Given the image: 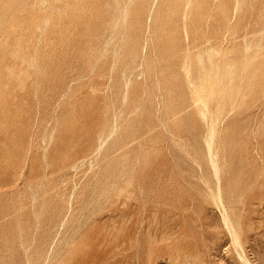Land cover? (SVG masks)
I'll return each mask as SVG.
<instances>
[{
    "label": "rangeland",
    "instance_id": "obj_1",
    "mask_svg": "<svg viewBox=\"0 0 264 264\" xmlns=\"http://www.w3.org/2000/svg\"><path fill=\"white\" fill-rule=\"evenodd\" d=\"M171 2L0 0V264H264V0Z\"/></svg>",
    "mask_w": 264,
    "mask_h": 264
},
{
    "label": "bare ground",
    "instance_id": "obj_2",
    "mask_svg": "<svg viewBox=\"0 0 264 264\" xmlns=\"http://www.w3.org/2000/svg\"><path fill=\"white\" fill-rule=\"evenodd\" d=\"M144 1H145V0H144ZM165 1H166V0H165ZM175 1H177V0H175ZM181 1H182V0H181ZM186 1H187V0H186ZM189 1H190V0H189ZM193 1H194V2H193ZM198 1H199V0H198ZM200 1H202V0H200ZM138 2H139V1H138ZM141 2H142V1H141ZM191 2H193L194 5H197V4H195V3H197L196 0H191ZM235 2H236V1H235ZM9 3H10V2H9ZM139 3H140V2H139ZM143 3H144V2H143ZM168 3H170V1H169ZM168 3H167V4H168ZM172 3L175 4V2H173V0H172V2H171V6H172ZM184 3H185V5H186L187 2H184ZM198 3H199V2H198ZM201 3H202V2H201ZM10 4H13V3H10ZM179 4H180V3H179ZM181 4H183V3H181ZM5 5H6V4H5ZM139 5H141V4H139ZM152 5H153V4H152ZM168 5H169V4H168ZM175 5H176V4H175ZM177 5H178V3H177ZM142 6H143V5H142ZM178 6H180V5H178ZM188 6L190 7V5H188ZM233 6L236 7V3H235V5H233ZM10 7H11V6H10ZM173 7H174V6H173ZM180 7H182V6H180ZM192 7H196V6H192ZM4 8H5V7H4ZM136 8H138V7H136ZM145 8H146V7H145ZM151 8H153V7H151ZM177 8H178V7H177ZM183 8H184V6H183ZM198 8H199V7H198ZM179 9H180V8H179ZM189 9H190V8H189ZM202 9H203V8H202ZM220 9H221V8H220ZM9 10H10V8H9ZM135 10H136V9H135ZM148 10H149V9H148ZM150 10H151V9H150ZM170 10H171V12H172V9H170ZM182 10H183V9H182ZM234 10H235V9H234ZM234 10H233V11H234ZM4 11H5V10H4ZM7 11H8V9H7ZM141 11H142V9H141ZM154 11H155V10H154ZM173 11H174V10H173ZM177 11H178V10H177ZM180 11H181V10H180ZM183 11H184V10H183ZM197 11H198V10H197ZM5 12H6V11H5ZM5 12H4V14H5ZM147 12H148V11H146V13H147ZM151 12H152V11H151ZM155 12H157V11H155ZM155 12H154V13H155ZM192 12H193V11H192ZM200 12H202V11H200ZM210 12H211V11H210ZM220 12H222V11L220 10ZM262 12H263V11H262ZM6 13H7V12H6ZM133 13H134V12H133ZM144 13H145V12H144ZM148 13H149V12H148ZM176 13H177V12H176ZM183 13H184V12H182V15H181L182 17H183ZM222 13H223V12H222ZM222 13H221V14H222ZM10 14H11V13H10ZM200 14H202V13H200ZM204 14H205V12H204ZM234 14H235V13H233V15H234ZM142 15H143V14H142ZM151 15H152V13H151ZM157 15H158V14H157ZM184 15H186V14L184 13ZM188 15H189V14H188ZM188 15H186L187 18H188ZM222 15H223V14H222ZM224 15H225V14H224ZM143 16H144V15H143ZM205 16H206V15H205ZM134 17H135V16H134ZM202 17H203V16H202ZM232 17H233V16H232ZM258 17H259V16H258ZM124 19H125V18H124ZM138 19H139V18H138ZM138 19H137V20H138ZM221 19H222V18H221ZM181 20H182V19H181ZM186 20H187V19H186ZM140 21H141V20H140ZM140 21H139V22H140ZM183 21H184V20H183ZM183 21H182V23L185 25V23H184ZM190 21H191V20H190ZM30 22H31V21H30ZM173 22H174V21H173ZM197 22H198V21H197ZM175 23H176V22H175ZM178 23H179V22H178ZM208 23H209V22H208ZM222 23H223V22H222ZM250 23H251V22H250ZM139 24H141V23H139ZM158 24H159V23H158ZM158 24H157V25H158ZM198 24H199V23H198ZM244 24H245V23H244ZM129 25H130V22H129ZM131 25H132V24H131ZM143 25H144V24H143ZM159 25H160V24H159ZM141 26H142V24H141ZM253 26H254V25H253ZM128 27H129V26H128ZM174 27H175V26H174ZM184 27H185V26H184ZM251 27H252V26H251ZM182 28H183V27H182ZM182 28H181V29H182ZM193 28H194V27H193ZM202 28H203V27H202ZM150 29H151V28H150ZM179 29H180V28H179ZM181 29H180V30H181ZM259 29L261 30V28H259ZM135 30H136V29H135ZM140 30H141V29H140ZM146 30H147V29H146ZM183 30H185V29H183ZM194 30H195V29H194ZM200 30H201V29H200ZM222 30H224V29L221 28V31H222ZM253 30H254V28H253ZM257 30H258V28H257ZM128 31H129V30H128ZM128 31H127V32H128ZM150 31H151V30H150ZM171 31H172V30H171ZM262 31H263V30H262ZM133 32H134V31H132V33H133ZM136 32H137V31H136ZM200 32H201V31H200ZM200 32H199V33H200ZM202 32H203V31H202ZM222 32H224V31H222ZM125 33H126V32H125ZM128 33H129V32H128ZM145 33H146V32H145ZM170 33H171V32H170ZM174 33H175V32H174ZM184 33H185V32H184ZM148 34H149V32H148ZM148 34H147V35H148ZM185 34H186V33H185ZM200 34H201V33H200ZM210 34H211V33H210ZM222 34H223V33H222ZM132 35L134 36L135 34H132ZM150 35H151V34H150ZM183 35H184V34H183ZM183 35H182V36H183ZM203 35H204V34H203ZM126 36H129V35H126ZM145 36H146V35H145ZM186 36H188V35H186ZM195 36H196V35H195ZM205 36H206V34H205ZM217 36H218V34H217ZM137 37H138V36H137ZM197 37H198V35H197ZM223 37H224V36H223ZM138 38H140V37H138ZM147 38H148V37H146V39H147ZM129 39H130V38H129ZM136 39H137V38H136ZM136 39H135V40H136ZM146 39H144V40L146 41ZM178 39H179V38H178ZM223 39L225 40V37H224ZM131 40H133V39H131ZM202 40H203V39H202ZM217 40H218V39H217ZM217 40H216V41H217ZM140 41H141V40H140ZM129 42H130V40H129ZM129 42H128V43H129ZM147 42H148V41H147ZM194 42H195V41H194ZM198 42H199V41H198ZM222 42H223V41H222ZM223 45H224V44H223ZM137 46H138V45H137ZM137 46H136V48H137ZM138 47H139V46H138ZM231 47H232V46H231ZM231 47H230V48H231ZM221 48H222V47H221ZM221 48H220V49H221ZM140 49H141V48H140ZM233 49H234V48H233ZM133 50H134V49H133ZM159 50H160V49H159ZM225 50H226V49H225ZM240 50H241V49H240ZM160 51H161V50H160ZM229 52H230V51H229ZM213 53H214V52H213ZM213 53H212V55H213ZM216 54H217V51H216ZM157 55H158V54H157ZM219 55H220V54H219ZM158 56H159V55H158ZM215 56H216V55H215ZM150 58H151V57H150ZM231 58H232V56H231ZM211 60H212V58H211ZM223 60H224V59H223ZM228 60H229V59H228ZM186 61H187V60H186ZM192 61L194 62V59H193ZM214 61H215V60H214ZM221 61H222V60H221ZM238 61H239V60H238ZM151 62H152V61H151ZM153 62H154V60H153ZM259 62H260V61H259ZM188 64H189V63H188ZM185 65H186V63H185ZM190 65H191V64H190ZM212 65H213V63H212ZM259 65H260V63H259ZM151 66H152V65H151ZM188 66H189V65H188ZM255 66H256V65H255ZM186 67H187V66H186ZM261 67H262V65H261ZM153 68H154V66H153ZM210 68H211V67H210ZM257 68H258V67H257ZM160 69H161V68H160ZM154 70H155V69H154ZM187 70L189 71V74H190V70H189V69H187ZM188 71H187V72H188ZM246 71H247V70H246ZM248 72H249V71H248ZM256 72H257V70H256ZM259 73H260V72H259ZM259 73H258V74H259ZM189 74H188V75H189ZM185 75H187V73H186ZM246 75H247V74H246ZM246 75H245V76H246ZM261 75H262V72H261ZM259 76H260V75H259ZM186 77H187V76H186ZM215 78H217V77H215ZM234 78H235V77H234ZM188 79H191V77L188 78ZM188 79H187V80H188ZM202 79H203V78H202ZM204 79H205V77H204ZM212 79H213V78H212ZM206 80H207V79H206ZM208 80H210V79H208ZM188 81H189V80H188ZM208 82H209V81H207V84H208ZM213 82H214V81H213ZM236 82H238V81H236ZM189 83H190V82H189ZM191 83H193V82H191ZM209 83H211V81H210ZM215 84H217V83H215ZM232 84H233V83H232ZM205 86H206V85H205ZM213 86H214V85H213ZM217 86H218V84H217ZM233 87H234V85H233ZM192 88H193V87H192ZM192 88H191V90H192ZM204 88H205V87H204ZM206 88H207V87H206ZM194 89H196V88H194ZM213 89H214V88H213ZM219 89H221V88H219ZM256 89H257V88H256ZM168 90H169V89H168ZM215 90H216V89H215ZM215 90H214V93H215ZM231 90H232V89H231ZM233 90H234V88H233ZM192 91H193V90H192ZM194 91L196 92V90H194ZM194 91H193V92H194ZM201 91H202V89H201ZM201 91L199 90V92H201ZM197 92H198V91H197ZM199 92H198V93H199ZM202 92H204V90H203ZM205 92H207V90H206ZM230 92H231V91H230ZM191 93H192V92H191ZM207 93H208V92H207ZM233 93H234V92H233ZM246 93H247V92H246ZM194 94H195V93H194ZM203 94H206V93H203ZM212 94H213V90H212ZM212 94H211V95H212ZM213 95H214V94H213ZM150 96H151V95H150ZM257 96H258V95H257ZM194 97H195V95H194ZM205 97H206V96H205ZM209 97H210V96H209ZM209 97H208V98H209ZM195 98H196V97H195ZM253 98H254V96H253ZM145 99H146V98H145ZM212 99H213V98H212ZM260 99H261V98H260ZM194 100H196V99H194ZM143 102H144V101H143ZM197 102H198V101H197ZM197 102H196V103H197ZM199 102H200V101H199ZM207 102H208V101H207ZM252 102H255V101H252ZM140 104H141V103H140ZM207 104H208V103H207ZM196 105H197V104H196ZM200 105H201V103H200ZM208 106H209V104H208ZM216 106H217V105H216ZM198 108H199V107H198ZM205 108H206V107H205ZM247 108H248V107H247ZM214 109H215V108H214ZM216 109H217V107H216ZM257 109H258V108H257ZM217 110H218V109H217ZM210 111H211V110H210ZM212 111H213V110H212ZM208 112H209V110H208ZM216 112H217V111H216ZM199 113H200V111H199ZM209 113H210V112H209ZM209 113H208V114H209ZM214 113H215V112H214ZM217 113H218V112H217ZM217 113H215V114H217ZM212 114H213V112H212ZM208 116H209V115H207V117H208ZM211 116H212V115H211ZM211 116H210V117H211ZM213 116H215V115H213ZM213 118H214V117H212V119H213ZM212 119H211V120H212ZM257 120H258V119H257ZM212 122H213V121H212ZM216 122L218 123L217 120H216ZM210 123H211V122H210ZM127 125H128V124H127ZM214 125H216V123H215ZM209 126H210V124H209ZM214 127H215V126H214ZM138 129H139V128H138ZM208 129H209V128H208ZM214 129H215V128H214ZM209 130H210V129H209ZM230 130H231V129H230ZM210 131H211V130H210ZM215 131H216V130H215ZM257 131H258V128H257ZM211 132H212V131H211ZM211 132H210V133H211ZM210 133L208 132V134H210ZM259 134H260V133H259ZM107 135H108V134H107ZM214 135H215V133H214ZM228 135H229V134H228ZM257 135H258V134H257ZM125 136H126V135H125ZM224 136H225V135H224ZM107 137H108V136H107ZM206 137H207V136H206ZM209 137H210V136H209ZM213 137H214V136H213ZM232 138H234V137H232ZM255 138H256V137H255ZM261 138H262V137H261ZM104 140H105V139H104ZM213 140H214V139H212V141H213ZM231 142H232V141H231ZM238 142H239V141H238ZM260 142H261V144H262V141H260ZM102 143H103V142H102ZM228 143H229V142H228ZM204 144H205V143H204ZM100 145H101V144H100ZM205 145H206V144H205ZM222 145H223V144H222ZM229 145H230V144H229ZM104 146H105V145H104ZM235 147H236V146H235ZM102 148H103V147H102ZM233 148H234V147H233ZM261 148H262V145H261ZM115 149H116V148H115ZM231 149H232V148H231ZM239 149H240V148H239ZM225 150H226V149H225ZM234 150H235V148H234ZM207 151H208V150H207ZM207 151H206V152H207ZM210 151H211V150H210ZM236 151H237V150H236ZM257 151H258V149H257ZM216 152H217V151H215V153H216ZM225 152H226V151H225ZM230 152H231V151H230ZM232 152H234V151H232ZM241 152H242V151H241ZM255 152H256V151H255ZM255 152H254V154H255ZM263 152H264V151H263ZM97 153H99V151H97ZM210 153H212V152H210ZM213 153H214V152H213ZM207 154H208V153H207ZM225 154H226V153H225ZM256 154H257V153H256ZM259 154H260V153H259ZM212 155H214V154H212ZM212 155H211V156H212ZM216 155H218V154H215V156H216ZM228 155H229V153H228ZM92 156H93V155H92ZM207 156H210V155L208 154ZM258 156H259V155H258ZM227 157H228V156H227ZM233 157H234V156H233ZM260 157H261V156H260ZM46 158H47V157H46ZM209 158H210V157H209ZM209 158H208V161H209ZM216 158H217V156H216ZM228 158H229V157H228ZM84 159H85V158H84ZM211 159H212V157H211ZM46 160H47V159H46ZM223 160H224V159H223ZM231 160H232V159H231ZM242 160H243V159H242ZM82 161H83V159H82ZM229 161H230V160H229ZM229 161H228V162H229ZM47 162H48V161H47ZM76 162H77V161H76ZM92 162H93V161H92ZM210 162H211V161H210ZM260 162H261V161H260ZM90 163H91V160H90ZM95 163H96V162H95ZM225 163H226V162H225ZM78 164H80V163H78ZM217 164H218V163H217ZM260 164H261V163H260ZM222 165H224V164H222ZM238 165H239V164H238ZM210 166H211V164H210ZM217 166H218V165H217ZM260 167H262V166H260ZM72 168H73V166H72ZM72 168H71V169H72ZM75 168H76V167H75ZM217 168H219V167H217ZM212 169H213V168H212ZM261 169H262V168H261ZM224 170H226V168H225ZM231 170H232V169H231ZM262 170H263V169H262ZM127 171H128V170H127ZM218 171H219V170L217 169V172H218ZM245 173H246V172H245ZM213 174H214V172H213ZM254 174H255V173H254ZM258 174H259V173H258ZM244 175H245V174H244ZM259 175H260V174H259ZM214 176H215V175H214ZM222 176H223V175H222ZM245 176H246V175H245ZM252 176H253V175H252ZM252 176H251V177H252ZM260 176H261V175H260ZM230 177H231V176H230ZM230 177H229V178H230ZM237 177H238V176H237ZM231 178H232V177H231ZM262 178H263V177H262ZM226 179H227V178H226ZM234 179H235V178H234ZM241 179H242V178H241ZM257 179H258V177H257ZM263 179H264V178H263ZM203 180H204V179H203ZM230 180H231V179H230ZM221 181H222V180H221ZM245 181H246V180H245ZM251 181H252V180H251ZM260 182H261V184H262V181H260ZM36 183H37V182H36ZM205 183H206V182H205ZM252 183H253V182H252ZM98 184H99V183H98ZM219 184H220V182H219ZM116 185H117V184H116ZM214 185H216V184H214ZM42 186H43V185H42ZM216 186H217V185H216ZM219 186H220V185H219ZM263 186H264V185H263ZM212 187H213V186H212ZM87 188H88V187H87ZM87 190H88V189H87ZM112 190H113V189H112ZM33 191H34V190H33ZM103 192H104V191H103ZM36 194H37V193H35L34 196H36ZM208 194H209V193H208ZM214 194H217V193H214ZM83 195H85V194H83ZM211 195H212V194H211ZM95 196H96V195H95ZM104 196H105V195H104ZM215 196H217V195H215ZM85 197H87V196H85ZM32 198H33V197H32ZM83 198H84V197H83ZM216 198H218V196H217ZM220 198H221V197H220ZM33 199H34V198H33ZM213 199H215V198H213ZM84 200H85V199H84ZM108 200H109V199H108ZM87 202H88V201H87ZM103 202H104V201H103ZM216 202H217V201H214V203H216ZM257 202H258V201H257ZM82 203H83V201H82ZM219 203H220V202H219ZM222 204H223V203H222ZM66 205H67V204H66ZM220 205H221V204H220ZM223 205H224V204H223ZM67 207H68V206H67ZM217 207H218V205H217ZM221 207H222V206H221ZM221 207H220V208H221ZM223 207H225V206H223ZM69 208H70V207H69ZM81 208H82V207H81ZM67 209H68V208H67ZM85 209H86V208H85ZM223 209H224V208H223ZM223 209H222V210H223ZM225 210H226V209H225ZM225 210H224V211H225ZM80 211H81V210H80ZM84 211H86V210H84ZM89 211H90V210H89ZM224 211H223V212H224ZM221 212H222V211H221ZM60 213H61V212H60ZM83 213H84V212H83ZM86 213H87V212H86ZM89 213H90V212H89ZM226 213H227V212H225V214H226ZM234 213H235V212H234ZM87 214H88V213H87ZM87 214H86V215H87ZM220 214H221V213H220ZM65 215H66V214H65ZM88 215H89V214H88ZM227 215H228V214H227ZM227 215H226V216H227ZM221 216H222V215H221ZM230 216H231V215H230ZM257 216H258V215H257ZM70 217H71V216H70ZM85 217H86V216H85ZM58 218H59V217H58ZM64 218H65V217H64ZM221 218H222V217H221ZM84 219H86V218H84ZM228 219H229V217H228ZM233 219H234V218H233ZM61 220L63 221V219H61ZM143 220H144V219H143ZM256 220H257V219H256ZM228 221H229V220H228ZM83 222H84V221H83ZM226 222H227V220H226ZM229 222H230V221H229ZM57 223H58V222H57ZM223 223H224V222H223ZM257 223H258V222H257ZM82 224H83V223H82ZM231 224H232V223H231ZM260 224H261V223H260ZM61 225H62V223L60 222V226H61ZM139 225H140V224H139ZM226 225H227V224H226ZM256 225H257V224H256ZM258 225H259V224H258ZM55 226H56V224H55ZM81 226H82V225H81ZM55 228H56V230H57L58 226L55 227ZM227 228H230V226H229V227L227 226ZM231 228H232V227H231ZM59 229H60V228H58V230H59ZM61 229H62V228H61ZM232 229H233V228H232ZM236 229H237V228H236ZM58 230H57V232H58ZM62 230H63V229H62ZM62 230H61V231H62ZM230 231L233 232L232 230H230ZM235 231H236V230H235ZM228 232H229V229H228ZM219 233H220V232H219ZM59 234H60V232H59ZM63 234H64V233H63ZM75 234H76V232H75ZM230 234H231V233H230ZM233 234H234V235H233V236H234V239H235L238 243H240L239 235L236 234V233H233ZM55 235H56V234H55ZM55 235H54V236H55ZM220 236H221V235H220ZM242 236H243V235H242ZM58 237H59V235H58ZM63 237H64V236H63ZM207 237H209V236H207ZM217 237H218V236H217ZM231 237H232V236H231ZM210 238H211V237H210ZM212 238H213L212 240H214V237H212ZM52 239H53V238H52ZM210 240H211V239H210ZM230 240H231V239H230ZM65 242H67V241L65 240ZM65 242H62V243H65ZM212 242H213V241H212ZM212 242H211V243H212ZM233 242H234V241H233ZM54 243H55V241H54ZM51 244H52V243H51ZM218 244H219V243H218ZM240 244H241V243H240ZM247 244H248V243H247ZM64 245H65V244H64ZM237 245H239V244H237ZM252 245H253V244H252ZM255 245H256V244H255ZM52 246H53V245H52ZM210 246L212 247V245H210ZM210 246H208V247H210ZM214 246H215V245H214ZM232 246L234 247L235 244H234V245L232 244ZM240 246H241V245H240ZM256 246H257V245H256ZM258 246H259V245H258ZM258 246H257V247H258ZM64 247H65V246H64ZM208 247H207V248H208ZM217 247H218V246H217ZM215 248H216V247H215ZM234 248H236V246H235ZM238 248H239V247H238ZM240 248H241V247H240ZM52 249H53V248H52ZM209 249H211V248H209ZM218 249H219V248H218ZM241 249H242V248H241ZM49 251H50V250H49ZM216 251H217V249H216ZM237 251H238V250H237ZM240 251H241V250H240ZM242 251H243V250H242ZM251 251H252V250H251ZM48 253H49V252H48ZM212 253H213V251H212ZM214 253H215V252H214ZM243 253H244V252H243ZM239 254L241 255L242 253L239 252ZM237 255H238V254H237ZM46 256H47V255H46ZM207 256H208V255H207ZM241 256H242V255H241ZM244 256H245V255H244ZM195 257H196V256H195ZM46 259H48V258L46 257ZM185 259H186V258H185ZM239 259H240V257H239ZM241 260H242V259H241ZM187 261H188V260H187ZM239 261H240V260H239ZM244 261H245V260H243V262H244ZM247 261H248V263H249V260H247ZM46 262H47V261H46ZM185 262H186V261H185ZM189 263H190V262H189ZM240 263H241V262H240ZM191 264H192V263H191ZM244 264H246V263L244 262ZM249 264H250V263H249Z\"/></svg>",
    "mask_w": 264,
    "mask_h": 264
}]
</instances>
